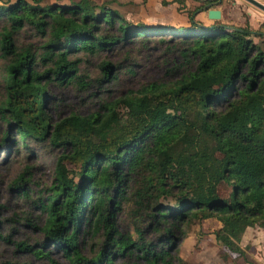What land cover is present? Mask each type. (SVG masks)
<instances>
[{
  "label": "trees",
  "instance_id": "16d2710c",
  "mask_svg": "<svg viewBox=\"0 0 264 264\" xmlns=\"http://www.w3.org/2000/svg\"><path fill=\"white\" fill-rule=\"evenodd\" d=\"M43 1L0 5V148L62 149L36 206L45 219L29 224L44 238L14 242L17 249L50 264H60L54 250L69 264H185L187 226L216 218L217 242L254 264L240 243L249 227L264 228V32L198 22L218 0L186 10L187 26L133 22L106 1ZM156 44L174 54L165 63L170 80L52 122L50 88L105 94V82L134 76ZM122 51L125 65L99 61ZM27 172L12 183L18 197L32 191ZM4 220L0 241L12 242ZM92 236L100 240L89 257Z\"/></svg>",
  "mask_w": 264,
  "mask_h": 264
},
{
  "label": "rangeland",
  "instance_id": "374dc122",
  "mask_svg": "<svg viewBox=\"0 0 264 264\" xmlns=\"http://www.w3.org/2000/svg\"><path fill=\"white\" fill-rule=\"evenodd\" d=\"M9 1L11 0H0V5ZM54 1L70 3L79 0H44L43 4ZM91 1L97 4L104 2L103 0ZM135 14H139V12L137 10L133 12L127 10L128 16ZM162 19L161 13L158 15L151 14L148 22L157 23L161 22ZM167 20L169 19L167 18ZM135 22L143 21L138 20L137 17ZM254 38L256 41L259 40L257 37ZM150 48L138 57L139 61L134 76L128 77L125 75L117 82H105L103 84V88L107 90L105 94L101 92L93 96L73 86L50 88L52 98L47 103V112L52 118V122L55 123L74 113L87 115L98 110L103 100H112L122 96L129 89L138 88L142 83L170 80L165 63L169 62L171 64L174 54L170 51H167V53L165 48L157 44ZM127 57L130 56L124 51L105 53L102 54L99 61L109 59L113 62H123V65H125L128 61L125 60ZM97 74L98 70L94 76ZM1 95L2 90L0 88V98ZM14 136L18 140L16 133H14ZM30 146L31 148H24L17 146L15 143L10 153H5L0 148V205L2 206L0 218L5 219L4 232L11 234L12 239V242L0 241V264L7 261H13L15 264H26L27 262L31 264H50L47 258L37 259L26 252L18 250L14 243L19 241L35 243L44 238L38 229L29 224L33 221V223L42 225L45 219L46 214L42 213L36 206L43 190L49 188L54 181L56 162L62 151L61 148L49 144L30 143ZM18 147L20 151L16 152ZM68 165L73 168L71 163H68ZM25 171H28L26 177L30 176L29 184L32 188L28 198L18 197V193L11 188L13 181ZM223 190L226 194L227 189L223 188ZM45 193L46 191L42 196ZM166 203L173 204L172 201ZM119 221L122 229L125 230L127 221L125 213L120 215ZM220 227L221 222L216 218L194 221L187 226L186 235L179 243V255L185 264H248L241 255L231 252L227 247L217 242L215 233ZM99 240L98 236L88 238L87 245L84 247V253L87 256L94 255ZM240 244L246 250L250 261L254 264H264V229L257 226L247 229ZM51 257L60 264H69L68 260L59 251L54 250Z\"/></svg>",
  "mask_w": 264,
  "mask_h": 264
},
{
  "label": "crops",
  "instance_id": "0c3cea01",
  "mask_svg": "<svg viewBox=\"0 0 264 264\" xmlns=\"http://www.w3.org/2000/svg\"><path fill=\"white\" fill-rule=\"evenodd\" d=\"M108 2L112 7L119 9L124 16L127 15V10L133 12L137 10L139 14L128 16L127 19L135 22L138 20L145 22L151 26L160 25H175L187 26L189 19L186 10H195L201 6L206 0H184V4H179L175 0H167L170 3L164 5L162 0H103ZM264 3V0H258ZM208 3V2H207ZM214 3V4H213ZM213 4L212 8H217L222 11L220 20H212L208 16V11L199 10L196 15V20L203 25H213L216 21H221L222 24L228 26L244 27L249 26L253 30L264 32V10L246 0H218L217 2H209ZM183 6L184 8H180ZM162 14V21L153 23L150 21V15ZM167 18L169 20H167ZM148 19V20H147ZM165 22V23H164ZM254 228V227H249ZM248 228V229H249ZM264 229V228H261Z\"/></svg>",
  "mask_w": 264,
  "mask_h": 264
},
{
  "label": "water",
  "instance_id": "95a60500",
  "mask_svg": "<svg viewBox=\"0 0 264 264\" xmlns=\"http://www.w3.org/2000/svg\"><path fill=\"white\" fill-rule=\"evenodd\" d=\"M254 5H256L257 7H259L260 9L264 10V3L258 1V0H246ZM208 16L210 19L212 20H220L222 18V11L220 9L217 8H210L208 10Z\"/></svg>",
  "mask_w": 264,
  "mask_h": 264
}]
</instances>
